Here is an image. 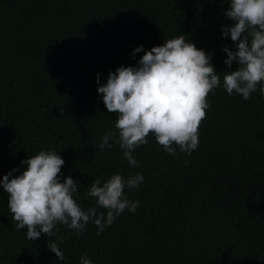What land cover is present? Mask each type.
Listing matches in <instances>:
<instances>
[{"label": "trees", "instance_id": "16d2710c", "mask_svg": "<svg viewBox=\"0 0 264 264\" xmlns=\"http://www.w3.org/2000/svg\"><path fill=\"white\" fill-rule=\"evenodd\" d=\"M229 0H0V178L41 150L64 160L62 177L78 183L74 198L93 206L90 184L119 173L143 182L125 189L138 200L97 235L57 224L55 236L32 241L17 230L0 188V264H264V96L244 100L221 86L209 93L190 154H168L152 134L130 167L119 145L100 149L115 130L97 94L109 72L135 67L144 51L184 35L213 54L217 74L235 70L221 26ZM144 51L131 53L137 47ZM259 88V86H258ZM175 147V145H174ZM98 211H105L98 209ZM54 232L56 229L53 230ZM63 243H59L60 240ZM55 241L65 259L46 243Z\"/></svg>", "mask_w": 264, "mask_h": 264}, {"label": "clouds", "instance_id": "9594fccd", "mask_svg": "<svg viewBox=\"0 0 264 264\" xmlns=\"http://www.w3.org/2000/svg\"><path fill=\"white\" fill-rule=\"evenodd\" d=\"M228 5L223 15L233 23L221 26L220 31L223 38L230 37L233 47L222 51L227 55L225 65L231 69L235 62V70L217 74L211 64L213 54L178 35L148 51L135 48L133 57L144 51L137 65L109 72L102 85L97 74V94L116 117L115 130L104 134L101 150L112 147L111 139L129 166L137 168L133 152L148 143L149 134L170 155H176V148L186 154L195 151L199 125L210 107L207 97L221 86V75L229 96L235 93L248 100L257 90L264 96V0H229ZM21 164L24 170L19 175L14 176L18 170L12 169L0 178V188L8 195L7 207L17 230L26 228L32 241L42 235L55 236L57 224L82 234L91 222L99 235L125 210L135 213L139 207L138 200L125 195L126 188L135 189L143 182L138 173L127 178L115 173L103 183L96 179L86 193L95 203L84 210L74 198L78 183L70 176L62 177L64 160L56 151L41 150ZM46 247L57 260L65 259L55 241ZM79 264L92 261L83 255Z\"/></svg>", "mask_w": 264, "mask_h": 264}]
</instances>
